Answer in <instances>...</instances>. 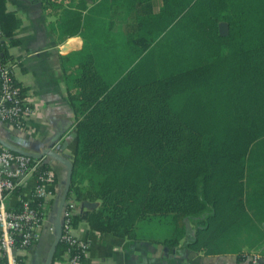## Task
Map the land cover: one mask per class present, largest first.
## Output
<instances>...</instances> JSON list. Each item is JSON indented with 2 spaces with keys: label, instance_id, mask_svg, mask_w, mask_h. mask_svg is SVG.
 <instances>
[{
  "label": "trees",
  "instance_id": "1",
  "mask_svg": "<svg viewBox=\"0 0 264 264\" xmlns=\"http://www.w3.org/2000/svg\"><path fill=\"white\" fill-rule=\"evenodd\" d=\"M123 2L121 26L110 34L98 24L96 43L66 75V197L98 199L86 210L97 231L141 238L136 222L156 218L170 224L163 244L190 232L188 248L244 258L264 242V0ZM17 24L0 0L3 34ZM41 201H31L38 213ZM65 247L59 237L50 262Z\"/></svg>",
  "mask_w": 264,
  "mask_h": 264
},
{
  "label": "crops",
  "instance_id": "2",
  "mask_svg": "<svg viewBox=\"0 0 264 264\" xmlns=\"http://www.w3.org/2000/svg\"><path fill=\"white\" fill-rule=\"evenodd\" d=\"M154 5L158 0H154ZM126 10L123 0H3V11L14 13L18 24L13 33L5 36L8 58L14 63L12 75L30 99L33 111L26 129H17L0 120V139L27 152L51 148L70 160L73 150V112L67 95V74L81 60L84 44H95L98 24L121 26ZM75 28V29H74ZM71 29H74L70 32ZM9 40H12L10 42ZM86 52H90L89 50ZM1 144V143H0ZM53 170L57 186L52 196L44 198L43 218L33 242L24 248H0V264H14L20 256L21 264H42L55 239L54 214L62 190L65 164L51 155L40 157ZM36 178L28 174L20 182L18 192H8L3 206L13 209L19 202L17 194L26 195ZM75 200L76 221L73 232L86 241V253L81 264H264V242L255 252L244 258L233 253L205 254L185 246L189 234L177 244H163L161 237L126 239L91 228L86 221V210L96 207L98 199ZM54 250V249H53ZM63 251L58 257H61ZM56 257L55 259H58ZM55 259L50 264H56ZM17 264V263H16Z\"/></svg>",
  "mask_w": 264,
  "mask_h": 264
},
{
  "label": "built area",
  "instance_id": "3",
  "mask_svg": "<svg viewBox=\"0 0 264 264\" xmlns=\"http://www.w3.org/2000/svg\"><path fill=\"white\" fill-rule=\"evenodd\" d=\"M5 40V35L0 28V42ZM14 63L9 59L0 58V120L6 121L15 128L26 129L27 119L33 111L30 99L23 92L12 75ZM37 162H31V156L15 152L0 144V248L13 246L14 235L19 237V246L24 248L30 245L37 235L38 226L43 218V211L38 213L31 206L32 198L41 197L43 201L38 205L42 207L44 198L52 196L57 186L55 175L50 167L40 171L36 168ZM33 174L35 184L29 192L20 196L18 210H10L3 206V198L14 188H18L23 178ZM75 210L74 197H65L60 209V238L66 244L63 254L55 259L56 264H81L86 253V241L77 233H74L72 216ZM14 247V246H13ZM16 264L15 258H13ZM252 264L257 263V257L253 254L250 258Z\"/></svg>",
  "mask_w": 264,
  "mask_h": 264
},
{
  "label": "water",
  "instance_id": "4",
  "mask_svg": "<svg viewBox=\"0 0 264 264\" xmlns=\"http://www.w3.org/2000/svg\"><path fill=\"white\" fill-rule=\"evenodd\" d=\"M217 32L219 35H225L226 34L227 25H226L225 21H218L217 22ZM0 143L2 145L6 146L7 148L11 149V150L29 155L31 157L37 158V157H41L44 154L51 155L52 157L56 158L57 160H59L65 164L64 182H63L62 190L60 192V195H59V198H58V201L56 204L55 214H54V224L56 226L55 239L51 243V245L47 251L45 260L42 263V264H49L52 253H53L54 246H55L57 240L59 239L60 233H61L59 214H60L61 206H62L64 199H65L67 192H68L70 175H71V163L68 159L64 158L63 156H61L59 153H57L55 150H53L51 148H43L42 150H40L38 152H27V151L21 150L19 148H16V147L12 146L11 144H9V143L1 140V139H0Z\"/></svg>",
  "mask_w": 264,
  "mask_h": 264
},
{
  "label": "rangeland",
  "instance_id": "5",
  "mask_svg": "<svg viewBox=\"0 0 264 264\" xmlns=\"http://www.w3.org/2000/svg\"><path fill=\"white\" fill-rule=\"evenodd\" d=\"M135 231L139 237H163L164 235L170 233V224L167 222L158 221L156 218L151 220L141 219L136 222ZM243 247L246 248L245 245ZM251 249V252H255L257 250L253 248Z\"/></svg>",
  "mask_w": 264,
  "mask_h": 264
}]
</instances>
